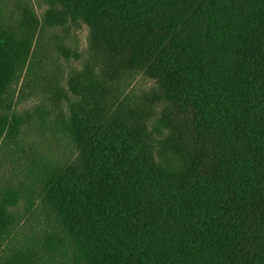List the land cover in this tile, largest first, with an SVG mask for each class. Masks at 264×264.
<instances>
[{
    "label": "trees",
    "instance_id": "obj_1",
    "mask_svg": "<svg viewBox=\"0 0 264 264\" xmlns=\"http://www.w3.org/2000/svg\"><path fill=\"white\" fill-rule=\"evenodd\" d=\"M47 4L42 19L29 4L16 26L0 19V137L42 29H90L91 62L68 81L76 157L38 170L60 227L46 247L70 246L71 264H264V0ZM133 73L156 82L151 94L118 92ZM17 203L0 200V238ZM6 264L40 260L29 247Z\"/></svg>",
    "mask_w": 264,
    "mask_h": 264
},
{
    "label": "rangeland",
    "instance_id": "obj_2",
    "mask_svg": "<svg viewBox=\"0 0 264 264\" xmlns=\"http://www.w3.org/2000/svg\"><path fill=\"white\" fill-rule=\"evenodd\" d=\"M23 4H29L41 19L48 9L47 0H0V19L16 26ZM39 42L3 106L11 124L0 137V200L13 191L18 203L11 208L15 218L11 234L0 238V264L29 247L40 264H71L70 246L53 251L46 247L48 232H60V227L40 197L43 183L38 170L76 157L66 131L70 104L76 100L68 81L91 62L90 29L82 20L68 21L64 26L43 28ZM60 47L68 49V55ZM154 88V80L133 73L120 81L118 92L135 100L151 94ZM161 110L162 106L155 105L149 118L157 140L164 134L162 129H154L160 124Z\"/></svg>",
    "mask_w": 264,
    "mask_h": 264
}]
</instances>
